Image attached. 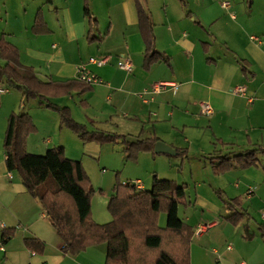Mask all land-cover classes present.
I'll return each mask as SVG.
<instances>
[{
  "label": "crops",
  "instance_id": "crops-1",
  "mask_svg": "<svg viewBox=\"0 0 264 264\" xmlns=\"http://www.w3.org/2000/svg\"><path fill=\"white\" fill-rule=\"evenodd\" d=\"M137 1L153 23L152 51L168 57L171 66L144 67L147 45ZM226 2L229 8L223 7ZM85 4V0H53L47 5L37 0L29 7L30 17L10 21L8 1L1 0L0 38L14 45L21 64L32 67L44 82L75 80L79 67L91 58L113 57L103 67L87 66L100 80L90 91L49 101L70 108L74 118L77 112V121L94 131L132 141L156 137L179 153L178 158L140 154L134 167L151 168L138 169L131 182H141V191H148L155 171L158 179L186 187L189 205H180L178 215L193 230L190 264H264V155L259 153L256 167L234 165L224 174H215L210 160L264 150V0H88L98 22L92 41ZM39 10L44 12L47 33H33ZM122 58L131 60V72L118 67ZM5 64L0 59V66ZM159 83L178 88L173 91L168 86L155 92ZM3 85L7 84L0 82V88ZM238 86L246 88L244 96L234 93ZM10 93L0 95V226L10 231L4 236L6 230L0 227V242L6 249L0 253V264H104L107 248L103 251L101 246L64 255L63 243L41 202L30 196L17 172L7 170L3 141L9 116L31 114L18 112L19 101ZM67 98L81 108L66 103ZM202 102L212 106V116L201 114ZM40 107L30 115L37 127L35 135L39 139L50 133L54 139L32 145L29 137L28 152L30 144L41 152L65 149V143L54 135L58 128L62 130L58 118ZM41 114L47 117L40 121ZM113 195H108L107 203ZM235 199L241 205H226L225 201ZM95 210L93 203L98 224L112 221L100 223ZM107 213L106 219L110 218ZM233 216H242L237 225L231 222ZM214 222L217 225L205 235H197L199 225ZM26 239L41 241L45 250L27 248Z\"/></svg>",
  "mask_w": 264,
  "mask_h": 264
},
{
  "label": "trees",
  "instance_id": "trees-1",
  "mask_svg": "<svg viewBox=\"0 0 264 264\" xmlns=\"http://www.w3.org/2000/svg\"><path fill=\"white\" fill-rule=\"evenodd\" d=\"M85 1L84 14L89 20V39L92 41L91 32L98 27V22L90 12L88 0ZM45 2L47 5L53 4V0ZM137 9L147 45L144 67L149 68L156 63L171 66L168 57L152 51L155 38L151 17L139 1ZM32 30L35 34L49 32L42 10L38 11ZM0 59L6 62L0 66V82L21 92L27 101L38 99L42 106L59 112L61 127L70 129L84 142L105 144L121 141L127 158L132 161H137L140 154L157 156L154 147L160 141L158 138L132 141L114 133L90 131L73 119L69 108L49 101V98L68 96L72 92L87 93L93 85L79 79L65 82L40 80L32 67L21 64L19 50L4 36L0 38ZM36 132L37 127L28 113H11L3 141L6 168L10 172H17L26 191L41 202L63 243L64 255H78L91 247L106 244L105 264H190L193 230L178 215L180 205H189L185 186L176 187L172 182L157 177L150 191L138 190L130 183L118 185L108 206L112 221L105 225L98 224L92 217L94 189L82 163L68 159L64 147L49 149L42 156L28 153V138ZM179 152L182 156L186 155L185 150ZM259 153L264 155V150H253L234 157L211 158L213 172L224 174L234 165L242 169L256 167ZM236 202L241 205L239 199L225 201L229 207ZM162 214L167 215L165 228L159 225ZM241 219L242 216H233L231 222L237 225ZM9 233L6 230L4 236ZM25 245L39 253L45 250L44 244L37 239H26Z\"/></svg>",
  "mask_w": 264,
  "mask_h": 264
},
{
  "label": "rangeland",
  "instance_id": "rangeland-1",
  "mask_svg": "<svg viewBox=\"0 0 264 264\" xmlns=\"http://www.w3.org/2000/svg\"><path fill=\"white\" fill-rule=\"evenodd\" d=\"M7 1L9 5L10 21H14L20 16L30 17L31 10L29 9V7H31L33 3L37 2V0H7ZM26 9H27V13L25 12ZM43 16H44V12H43ZM3 88L8 89L9 86L3 85ZM8 90H10L11 92L10 95H13V96L15 95L17 100L19 101L18 105H20V108H18L17 110L18 112L26 111V112L31 113L30 114L31 116H34L35 113H37L38 109H41L40 107L41 104L38 99H31L27 101L23 97L21 92L14 90V89L13 90L8 89ZM74 96H77V95H74ZM22 98L24 100H22ZM65 101L69 105H74L76 108H81L79 103L78 105H75V102H73L72 99L70 98L65 99ZM62 103H64V101H62ZM24 106L26 107V109L23 108ZM44 108L45 109L43 110H45L46 112H49V114H51L53 117L58 118L59 123H60L61 117H60L59 112L51 110V109H47L46 107ZM71 113H72V110H71ZM41 117H40V121L41 119L47 117V115L41 114ZM72 117L76 122H78L77 119H79V115L77 112H76L77 119L74 118L75 116H73V113H72ZM35 118L37 119V116ZM89 124L91 126L93 125L91 123ZM60 127H61V123H60ZM88 127L90 131H94L92 130L90 126ZM36 133L30 136L31 137L30 140H32V145L37 142H39V144H44V139H48V138L54 139L53 135H51L50 133H44L38 139V136L35 135ZM54 135L58 136V139H61L65 143L66 157L70 160L80 161L82 163L89 177L90 185L94 189V192L92 194L93 198L91 201V207L93 203L96 207V210H95L96 212H94V214L96 215V217H98V219H100L101 221L100 223H107L108 221H111L112 216L108 210L109 203L106 202L108 200V195H113V193L115 194L116 186L126 185L128 183H131V181H135L132 179H136L133 176H134V173L140 172L138 171V169L139 170H141V168L147 169V168H151V166L141 165V167H134V164H136L137 161H132L127 158V155L124 150L125 147L121 141L117 143H105V144H100L96 141L84 142L77 134H75L73 131H71L70 129L66 127H62V130L58 128V131L56 130ZM27 151H28V148H27ZM28 153L42 156V155H45L46 152L45 151L41 152L38 149V147L33 148L30 144ZM174 158H178V157L175 156ZM192 160H195V158ZM152 173L153 174L150 177V181L152 182V186H153L156 173L155 171H152ZM161 179L164 180V178H160V180ZM143 182L146 183L145 180H143ZM152 186L151 188L148 189V191L152 190ZM192 190H194V188H192ZM105 196H107V199H105ZM106 212H108L107 214L108 216H110V218L106 219ZM102 214H105V215H102ZM92 217L94 221L97 222L93 216V211H92ZM166 222H167V215L162 214L160 216V227L164 228L166 225ZM99 246H101V250L106 251V248H107L106 244H102ZM95 247H98V246H95ZM105 262H106V258L104 259V264Z\"/></svg>",
  "mask_w": 264,
  "mask_h": 264
},
{
  "label": "built area",
  "instance_id": "built-area-1",
  "mask_svg": "<svg viewBox=\"0 0 264 264\" xmlns=\"http://www.w3.org/2000/svg\"><path fill=\"white\" fill-rule=\"evenodd\" d=\"M223 7L224 8H229V3H227V2L224 3ZM252 39H254V38H252ZM112 62H113V57L108 56V55L107 56H103V57H99V58H95V57L91 58L89 60L88 64H83V65H81L79 67L78 72H77V75H78L77 79L94 86V85L100 83V80L95 75L90 74L87 66L91 64V65H96L98 67H103L105 65L111 64ZM118 67L121 70H124L126 72H131L133 70V64H132V62H131V60L129 58H122L121 60H119ZM168 86H171L173 88V91H176L177 88H178L177 85H168L166 83H159V84H157V86L154 89H155V92H161L163 89H165ZM6 92H8L7 89L0 88V95L4 94ZM245 92H246V88L245 87L238 86L235 89L234 93L236 95H239V96H244ZM200 107H201V114L203 116L210 117V116L213 115L214 110H213V108H212V106L210 104L202 102L200 104ZM130 184L136 186V188L138 190H142L141 182L136 181V182H131ZM216 225H217L216 222L210 223V224L199 225L196 228V233H197V235H205L209 230H211ZM0 227L3 230H6V227H5L4 224H2ZM5 252H6L5 244H4V242H0V253H5ZM35 255H36V253L32 252V256H35Z\"/></svg>",
  "mask_w": 264,
  "mask_h": 264
},
{
  "label": "water",
  "instance_id": "water-1",
  "mask_svg": "<svg viewBox=\"0 0 264 264\" xmlns=\"http://www.w3.org/2000/svg\"><path fill=\"white\" fill-rule=\"evenodd\" d=\"M154 152L157 155H170V156H178L179 153L172 148L171 146L167 145L166 143L159 141L158 143H156L155 147H154Z\"/></svg>",
  "mask_w": 264,
  "mask_h": 264
}]
</instances>
